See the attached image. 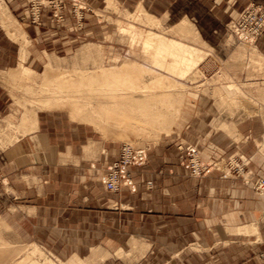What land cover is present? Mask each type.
<instances>
[{
	"label": "rangeland",
	"instance_id": "374dc122",
	"mask_svg": "<svg viewBox=\"0 0 264 264\" xmlns=\"http://www.w3.org/2000/svg\"><path fill=\"white\" fill-rule=\"evenodd\" d=\"M6 4L8 0H0V13H6ZM183 20L199 33L201 43L196 44L204 59L181 79L155 68L144 41L148 36L171 38ZM176 37L193 43L189 34ZM8 40L17 46V71L0 72V247L12 248L14 259L0 264H264V0H17V41ZM125 62L177 80L149 89L159 97L176 98L181 106L170 132L162 128L166 122L156 127L143 117L142 109L152 111L157 100L103 112L87 103L86 119L74 117L63 103L67 99L62 97L80 93L55 86L60 76ZM47 76L53 80L49 85ZM150 76L144 73L141 81L148 82ZM144 90L131 93L140 97ZM83 91L82 102L100 100V87ZM55 93L59 105L49 107L46 100ZM40 118L63 128L70 122L82 125L97 140L113 141L120 148L130 144L142 153V162L129 167L130 184L121 189L135 190L134 168L147 165L158 144L175 140L180 166L198 182V217L180 224L150 219L137 225L139 220L132 219L130 226L131 219L113 216L95 226L92 212L72 211L62 231L52 210L38 221L28 211L30 199L17 193V179H8L4 170L5 151L36 129ZM192 123L197 126L196 144L182 132ZM62 132L69 129L59 128ZM81 169L86 192H95L100 182L107 192L121 190L106 188L107 169L101 174L94 164ZM164 170L156 176L174 175L172 168ZM68 175L76 177L77 172ZM210 178L251 191L255 208L248 203L237 220L208 211L205 181ZM146 187L151 190L153 181ZM114 208L120 211L127 205L117 202Z\"/></svg>",
	"mask_w": 264,
	"mask_h": 264
},
{
	"label": "crops",
	"instance_id": "0c3cea01",
	"mask_svg": "<svg viewBox=\"0 0 264 264\" xmlns=\"http://www.w3.org/2000/svg\"><path fill=\"white\" fill-rule=\"evenodd\" d=\"M8 1L6 13H0V72L17 71V46L8 40L17 41V0ZM34 125L32 121L31 127ZM81 126L70 122L63 128L40 118L36 129L5 151L8 160L5 175L11 181L17 179V193L21 198L30 199L32 205L28 211L38 221L48 218L47 214L52 210L58 213L56 226L62 231L69 225L72 211L82 215L92 212L95 226L101 223L102 218L106 222L113 216L120 217L121 221L131 219L125 223L130 226L134 223L132 219L139 220L135 222L137 225H145L144 221L150 219L163 222L169 219L180 224L182 220L192 222L198 217V182L180 166L181 153L175 140L158 144L149 153V163L142 168H134L135 190L123 188L119 192H107L100 182L95 192H86V174L81 173V168L86 170L94 164L98 170L96 173L105 172L107 166L116 160L120 145L97 140L92 134H86V128L82 131ZM59 128L63 131L69 129V132L59 133ZM183 129L184 138L196 144L194 134L197 126L192 123ZM166 168H172L174 175L156 176L157 171H166ZM75 171L76 177L68 175ZM149 181H153L151 190L146 187ZM205 183L208 195L205 206L213 214L218 213L222 217L228 214L232 220H237L236 216H241L249 208L248 203L251 206L254 201L251 191L241 186L232 188L229 180L210 178ZM117 202L127 205V208L115 209Z\"/></svg>",
	"mask_w": 264,
	"mask_h": 264
},
{
	"label": "bare ground",
	"instance_id": "6f19581e",
	"mask_svg": "<svg viewBox=\"0 0 264 264\" xmlns=\"http://www.w3.org/2000/svg\"><path fill=\"white\" fill-rule=\"evenodd\" d=\"M187 30H191L190 33H188ZM173 33L175 35H173L171 38L161 37L159 35L148 36L144 41V47L145 49L151 51L154 55V64L156 69L164 71L170 74L172 77L183 79L187 77L199 63L203 61L204 50L196 44L201 43L199 33L194 28L188 27L186 20H183L177 24ZM182 33L189 34L193 43L188 45L186 43L180 42L176 36H180ZM143 68L135 63L125 62L118 67L115 66L112 68H100L96 71L77 73L76 76H60L57 78V84L55 86L60 88L64 87L68 90L72 89V91L80 93V97H78L76 94H72L73 98H62L64 100L67 99L63 101V103L69 104L71 113L74 115V117H84L85 119L89 116L87 103L92 104L94 110L99 108L101 109L100 111L103 112L104 109L108 111V109L112 110L115 108L122 109L124 107H130V105H127L128 103H137V106L142 107L146 104H144V102H147L148 100L151 101V104L153 100H157L155 104L151 105L152 111H149L146 108L142 109L143 117L146 118L148 123L153 124L156 127L158 124L164 126L166 122L167 124H165V126L162 128L166 131H169L177 114L179 113L181 106L179 107L178 102H176V98L171 99L167 95L159 97L154 95L155 93L152 94L150 90L164 88L170 84H175L172 81L177 83V80L170 76H166L163 73H159L160 71H156L154 69L146 70ZM144 73H149L151 75V79L148 82L141 81ZM47 80L48 83L46 85H49L50 82H53L49 76H47ZM95 87H100V90H102L99 94L100 100L94 102L92 98H89L90 102H82L80 98L82 95H85V91L83 90H93ZM142 89L147 90L142 91L140 97H137L131 93V90L134 92L135 90L138 91ZM147 92H149L148 95ZM56 94L57 93L53 94L46 100V104L49 105V107H55L59 105L57 104L58 97ZM170 113H172L171 119L168 118V114ZM26 126L29 129L30 122L27 123ZM4 248L0 247V262L9 263L13 258V254L11 252L12 248H10L11 250ZM14 251L16 250L14 249L13 252ZM15 253L14 255L17 254ZM20 263L34 264V262L28 261H21Z\"/></svg>",
	"mask_w": 264,
	"mask_h": 264
},
{
	"label": "built area",
	"instance_id": "2783aa9c",
	"mask_svg": "<svg viewBox=\"0 0 264 264\" xmlns=\"http://www.w3.org/2000/svg\"><path fill=\"white\" fill-rule=\"evenodd\" d=\"M144 157L132 145L123 144L118 158L107 168L105 186L110 191H118L130 184V165L140 164Z\"/></svg>",
	"mask_w": 264,
	"mask_h": 264
}]
</instances>
